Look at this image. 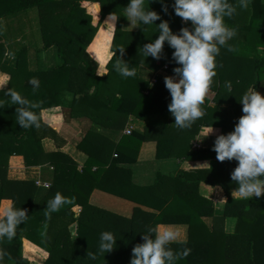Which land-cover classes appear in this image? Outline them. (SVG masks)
<instances>
[{
	"label": "trees",
	"instance_id": "16d2710c",
	"mask_svg": "<svg viewBox=\"0 0 264 264\" xmlns=\"http://www.w3.org/2000/svg\"><path fill=\"white\" fill-rule=\"evenodd\" d=\"M128 2L124 0L122 5L123 2L119 0H0V17H8L21 11L37 8L44 40V45L39 50L56 49L54 64L35 69L29 75L24 69L27 47L20 49L11 47L13 59L3 60L6 48L1 43L0 37V68L11 73V86L14 90L30 102L40 105L34 111L41 119L39 129H23L16 123L19 130L16 131L13 142L4 146L0 141V164L3 161L6 162L9 156L18 154L23 155L27 165H39L48 160L53 166L52 183L47 188H41L35 181L8 180L6 177L2 179L0 203L2 199L9 198L16 207L26 209V214L29 216L27 221L18 226L17 235L13 240L0 241V249L7 253L5 264L9 260L14 261L15 264H28V260L23 255V237L49 252V257L44 264H130L132 248L138 243H143L142 233L150 227H157L158 224L188 225V240L170 244L174 251L189 250L187 257L181 259L179 264H264V195L250 200L233 199L230 188L237 186L236 183L229 184L232 180L224 181L223 176L220 175L225 164L232 163L233 167H237V161H217L215 163L217 166L214 165L220 173H215V176L219 177V182L228 196L223 213L218 215L214 214L213 207L211 211L208 207L204 210V203L200 204V200L203 202L206 199L199 194L201 182L199 179L188 182L180 175L169 176L173 185L176 184L175 191L172 190L170 194L163 195L158 188L162 184L166 185L165 176L159 175L156 184L137 185L131 181L129 169L120 168L115 163L108 164L107 161L99 159L96 148L80 145V148L86 150L85 152L89 155L81 170L77 161L70 155L62 151L49 153L44 151L42 140L46 137L56 139L57 134L42 120V109L60 105L71 106L76 116L85 113L84 115L98 120L103 125L112 126L111 122H103L102 119L106 112L104 108L109 101L115 99L120 104L126 102L132 105H124L126 110L121 106L118 117H123L127 121L131 113L140 118L143 114L138 108L142 98H146L142 90L145 87L149 88L150 93L147 97H152L153 101L152 94L157 92V86H151L149 82L138 78L139 65L143 64L156 70L160 67L159 60L162 63L169 60V70L172 73L175 67H179L172 58L174 49H171L167 43L164 45L161 59L143 56L142 47L158 37L159 33L156 32L155 25L143 26L136 31L123 29L121 25L115 28L111 49L125 47L121 59L129 64L130 68L135 69V77L119 78L121 75L112 70L116 57L120 56L119 50L111 56L106 66L100 65L89 55L87 46L91 44L99 28L103 26L107 15L103 13L106 10L104 4L110 7L113 4L111 13L114 12L117 15L124 12ZM173 2L174 0H167L168 13L162 20L169 22L174 33H178L182 27H188L191 30L190 22L185 24L182 18L175 15L174 9L170 6ZM228 2L235 4L236 0H228ZM160 22L157 20L155 24L158 25ZM224 22L229 27H235L238 34H244L248 43L244 47L242 43H236L233 39L229 41L231 50L227 47L221 48L217 57V74L213 78L215 83L213 88L216 91L214 99L216 102L225 100L236 102L242 110L243 106L239 101L251 85H255V90L264 95V55L259 54L257 49L260 46L264 47V0H251L247 10L237 9V14L231 18L225 17ZM98 37L96 43H100L101 39L106 44L109 42L105 37ZM252 54L254 55L250 56ZM240 63L245 65L241 70ZM105 68L108 74L103 76L96 74L97 69L103 71ZM33 77L39 82V87L35 91L34 86L29 83ZM16 79L26 81L23 82V87L18 85ZM226 81L234 84L238 82L243 89L238 88L239 85H234L230 92H223V84ZM93 86L94 92L90 94ZM119 86H124L128 91L130 89V97H126L124 90L118 88ZM65 93L72 94L71 102L67 101ZM118 93L122 94V99H119ZM93 105L96 108H92ZM16 107L14 105L8 108L5 104L4 109H0V125L4 123V120L7 121L11 111L15 112ZM207 109L211 113L210 107L205 110ZM115 117L119 120L116 115ZM210 118L211 114H208L201 120L203 119L208 125ZM233 130L234 128L228 132ZM130 134L126 140L136 144L135 152L137 153L141 143L149 137L147 132L142 134L131 132ZM171 139H157V156L187 155L190 145L182 149L179 137ZM168 146L170 150L175 146H179L181 150L164 153ZM2 149H6L5 154L2 153ZM211 149L208 150L212 153L210 157L216 156ZM136 157L135 155L133 159L136 160ZM95 166L97 169L93 171ZM84 182L85 186L80 187L79 184ZM110 182L111 185H108ZM216 182L218 181H214ZM95 188L153 210L135 206L132 217L121 216L90 203L89 199ZM57 192L70 199L74 198L73 202L64 206L59 212L52 213L50 217L46 216V203ZM204 216H211V222L204 220ZM228 217L237 219L233 233L226 232L224 228ZM73 224H77L75 237L70 228ZM105 231L112 232L117 241L116 247L103 256L97 252V249L100 234ZM27 245L34 249V246ZM88 252L96 253V260H90L87 257Z\"/></svg>",
	"mask_w": 264,
	"mask_h": 264
},
{
	"label": "crops",
	"instance_id": "0c3cea01",
	"mask_svg": "<svg viewBox=\"0 0 264 264\" xmlns=\"http://www.w3.org/2000/svg\"><path fill=\"white\" fill-rule=\"evenodd\" d=\"M151 4L152 5L149 7L150 9L153 7L162 8L161 4L155 2V0H153ZM31 11L32 10L29 9L23 12L27 15ZM8 17L13 18L16 16L12 15ZM3 18L5 17H0V21ZM124 21H126V25H123L122 28L126 30L136 31L144 26L138 25L136 27H129V25H127L126 17ZM98 36L105 37V39H108L109 42L106 44L105 41L101 39L99 40L100 43H96L97 38H99ZM113 36L114 34L110 29L99 28L91 44L87 46L89 55L102 66H106L112 56L110 50ZM234 39L236 43H242L244 47L248 43L246 41V36L241 33H239ZM1 43L6 48L3 60L11 61L14 56L12 54L13 50L11 47L13 46L10 44V39L1 37ZM51 49L52 48H50V50ZM257 49L259 54L264 55V47L260 46ZM31 51H33V48L30 47L29 51L27 49L28 54H26V68H24L26 70L25 72L29 73V75L31 74V71L35 70V68L33 67V69L30 65ZM39 51L41 52V50ZM43 51L44 50H42V52ZM253 55L254 54L250 56ZM27 62L29 63L28 66ZM158 64L160 67L156 70L141 64L139 65L137 71L138 78L140 80L149 82L151 86H157V92L152 94L153 101L152 97H147L148 93H150L148 90L149 88L145 87V89L142 90L146 96V98H142L138 108L140 109L139 111H141V114H143L142 117L138 118L131 113L127 121L123 117H118L121 106H123L126 110V105H132H129L126 102L120 104L118 100L115 99L109 101L107 107L104 108V112H106L104 119H102L103 122H111L113 124L112 126L109 124L103 125L99 123L98 120H94L93 118L84 115L85 113L82 115L79 114L81 116H76V113L74 114L71 106L60 105L45 108L41 111L42 120L56 131L57 138H44L42 140V147L44 151L48 153L62 151L70 155L77 161L79 170L82 169L89 157V155L85 152L86 150L80 148V145L87 148H96L99 159L107 161L108 164L115 163V165L120 168L129 169L131 172V181L137 185L148 186L156 184L158 182L159 175L165 176L167 178L166 185L162 184V186L158 188L159 191L161 190L163 195L170 194L172 190L175 191L176 184L173 185L169 176L172 177L180 175L188 182L197 181L199 179L201 180L199 184V194L207 200L203 202L200 200V204L204 203V210L208 207L211 211L213 207L214 214L219 215L223 213L224 206L228 201V196L221 182H219V177L215 176V173H219L216 167L217 165L215 164L218 160L216 156L210 157L212 153L208 150H210L213 146L217 135L226 134L230 129L234 128V126L231 125H235L238 122V118L243 115V112L239 109L236 102L233 103L226 100L223 102H216L214 99L216 91L213 88L215 83H212L206 95L205 103L201 106L204 109L210 107L211 113L208 112V109L205 110L206 115L211 114V118L208 122L209 124L206 125L207 122L203 121V119H198L189 129L177 128L174 125V117L168 110V104L171 102V96L164 83V78L166 76H174L175 74L169 70V60L165 63H162L159 60ZM166 65L168 66L167 68H165ZM239 67L241 70V68L243 69L245 65L240 63ZM11 77V73H9L8 70L0 68V99L5 100V104H7L8 108H11L14 105L10 104V98L4 95L3 89H13L11 86ZM119 78H121V76ZM154 78H156L157 81L152 83ZM16 80L18 81V85L21 87H23V82H26L21 79ZM229 83L231 84L230 90L227 87ZM239 84L240 83L238 82L234 84L230 81H226L223 84V92L226 91L228 93L233 89L234 85L238 86ZM253 86L254 85H251L250 87ZM118 88H122L125 96L130 97V89L128 91L127 88H124V86H119ZM238 88L241 90L243 89L241 85H239ZM94 89L95 87L93 86L90 90V94L94 92ZM117 95L120 97L119 99H122L121 93H118ZM92 108L96 107L93 105ZM115 115L119 118V120L116 119ZM229 121H231V125H229ZM211 127L213 131L204 138V135L206 134L205 130L210 129ZM224 127L226 129H224ZM128 129H132V132H138L141 134L147 132L149 137L141 143L137 153L135 152L136 144L126 140V138L131 135L127 132ZM18 130L19 126L16 124V113L11 111L10 117H8L7 121L4 120V123L0 125V141L4 144V146L13 142V137ZM178 137L180 143L182 144V149L187 148V146L190 145V150H188L189 152L187 155L184 154L185 156L180 157L157 156V139H177ZM178 147L179 146H175L172 150H170V146H168V148L164 150V153L178 152V150H181ZM204 150L205 152H202ZM1 151L4 154L6 153V149H2ZM212 152L214 153V151ZM135 155L137 156L136 160L133 159ZM5 161L6 162L3 161L0 164V188L4 177L8 180L35 181L41 188H47L43 186V183H52L53 166L48 160H45V162H42L39 165H27L23 155L14 154L9 156L8 160ZM223 168L224 170L222 174H219L223 176L222 179L224 181H230L231 171H233L235 167H233L232 163H227ZM96 169L97 167L95 166L92 170L95 171ZM214 181L218 182L214 183ZM85 184V182L80 183L79 186L84 187ZM229 184H234V182L230 181ZM108 185H111V182ZM236 187L237 186L230 188V195L233 199L242 200L243 198H240L235 194L234 197L232 195ZM89 201L93 205L105 208L125 217H132L135 206H141L145 210H153L152 208L140 205L126 198L103 191L99 188H95L92 191ZM10 203H13L11 199H2L0 203V217H2L4 207ZM78 209H80L79 206ZM211 219V216H204V220L207 222H211ZM236 221L237 219L235 217L226 218L224 224L225 231L233 233L235 231ZM157 227H169L177 231L179 233V239L176 242L188 240L189 227L187 224H158ZM70 228L73 236H76L77 224H73ZM27 244L34 246V249L27 247ZM22 247L24 258L28 260V264H44L49 257V252L45 248L26 237L22 238ZM7 264H15V262L9 260Z\"/></svg>",
	"mask_w": 264,
	"mask_h": 264
},
{
	"label": "clouds",
	"instance_id": "9594fccd",
	"mask_svg": "<svg viewBox=\"0 0 264 264\" xmlns=\"http://www.w3.org/2000/svg\"><path fill=\"white\" fill-rule=\"evenodd\" d=\"M153 0H129L124 8L126 17L132 26L155 25L159 34L151 43L145 44L141 52L144 57H152L156 60L162 58L165 43L174 49L172 58L179 67H175L174 76H166L164 83L169 90L171 102L168 110L174 117V125L179 129H189L198 119L206 115L201 106L205 103L213 78L218 67L217 57L222 47L231 50L229 41L237 37L235 27H229L224 22L225 17H233L237 9L247 10L251 0H236L235 4L228 0H174L170 5L176 16L182 18L187 24L191 23V30L182 27L178 33H174L167 20H162L160 13L150 10L149 4ZM162 6V11L168 13L169 4L166 0H155ZM121 15L114 12L109 14L104 24L107 29L115 24ZM161 22L156 25L155 22ZM119 50L120 56L112 70L123 78L135 77L134 68L123 61L125 47L111 49L114 56ZM97 75L108 74V70L97 69ZM29 83L38 89L39 82L33 77ZM231 89V84L227 85ZM4 95L10 98V104L16 105V123L23 129L41 127V119L34 109L39 108L38 103L30 102L14 89H3ZM68 102L72 100L71 93H65ZM242 104L243 115L238 119L234 130L227 134L216 136L212 150L216 153L218 161L235 160L238 166L231 173V180L237 187L232 195L243 199L260 198L264 195V95L255 90V85L250 87L239 101ZM5 100L0 99V109H4ZM213 131L212 127L206 129L204 138ZM201 140V139H198ZM60 192L47 201L46 216L59 212L64 206L73 202ZM27 210L16 207L13 203L4 207L0 217V241L13 240L17 235V228L27 221ZM143 243H138L132 248L130 264H179V261L189 254V250L183 252L174 251L170 244L179 239V233L172 228L150 227L142 233ZM114 234L109 231L100 234L97 252L103 256L116 247ZM7 253L0 249V264H5ZM90 260H96V253H89Z\"/></svg>",
	"mask_w": 264,
	"mask_h": 264
},
{
	"label": "rangeland",
	"instance_id": "374dc122",
	"mask_svg": "<svg viewBox=\"0 0 264 264\" xmlns=\"http://www.w3.org/2000/svg\"><path fill=\"white\" fill-rule=\"evenodd\" d=\"M119 1L123 2L122 5L124 4V0H119ZM126 1L128 2L129 0ZM151 3L149 4V7L152 5ZM147 4H148V0H145V5L147 6ZM104 5L106 10H104L103 13L107 14L104 19L105 21L109 16V13L113 11L114 7L113 4L112 7H110L109 5L107 6L106 3ZM34 9H30L32 11L27 15L24 14L23 11H21L14 15L16 17L3 18L0 21V34H1L0 37L10 39V44L14 47V49L27 47L29 51L30 47L33 48L34 52L31 51L30 53V60H31L30 65L32 66V68L34 67L35 69H39V68H44L46 66H50L51 64H54L56 62L53 61L56 58V49L52 48L50 50L49 48V50L47 49L46 51L44 50L43 52L42 51L40 52L38 50L41 47H43L44 40L42 35L43 31L39 17V11L37 8ZM150 10L157 11L158 13H160L162 18L166 16V13H164L162 11V8L160 7H153ZM117 15H121V16H119L118 21L115 24V28L117 27V25L119 26L121 25V27L123 25H126L125 23L126 21H124L125 17L123 16L124 12H120ZM127 25H129V27H136V26H132L128 19H127ZM100 28L107 29V25L103 24V26H101ZM108 29H110L111 32H113L114 34L115 29H113L111 26ZM25 58H27V56ZM28 64L29 63L27 62V66ZM24 67L26 68V59H25ZM72 230L75 231L74 229Z\"/></svg>",
	"mask_w": 264,
	"mask_h": 264
},
{
	"label": "built area",
	"instance_id": "2783aa9c",
	"mask_svg": "<svg viewBox=\"0 0 264 264\" xmlns=\"http://www.w3.org/2000/svg\"><path fill=\"white\" fill-rule=\"evenodd\" d=\"M167 67H168V66L166 65L165 68H167ZM156 81H157V79L154 78V79L152 80V83H155ZM127 132H128V133H131V132H132V129H128ZM43 186H45V187H49L50 184H49V183H43Z\"/></svg>",
	"mask_w": 264,
	"mask_h": 264
}]
</instances>
